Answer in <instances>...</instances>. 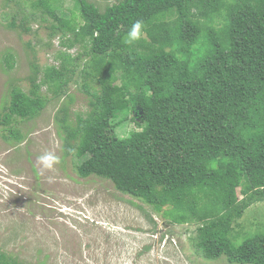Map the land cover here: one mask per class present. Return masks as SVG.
Segmentation results:
<instances>
[{
  "label": "trees",
  "instance_id": "obj_1",
  "mask_svg": "<svg viewBox=\"0 0 264 264\" xmlns=\"http://www.w3.org/2000/svg\"><path fill=\"white\" fill-rule=\"evenodd\" d=\"M70 1L63 18L64 0H26L34 12L10 25L31 32L27 21L42 10V21H58L49 35L67 51L45 68L34 57L27 90L11 83L1 139L20 145L23 123L67 98L55 118L79 177L112 182L170 224L197 225L205 260L264 264V234L243 240L241 224L264 203V0H116L104 10ZM136 20L145 38L123 45ZM14 56L4 55L6 69L15 68ZM72 84L89 102L74 121ZM0 264L26 263L0 249Z\"/></svg>",
  "mask_w": 264,
  "mask_h": 264
},
{
  "label": "rangeland",
  "instance_id": "obj_2",
  "mask_svg": "<svg viewBox=\"0 0 264 264\" xmlns=\"http://www.w3.org/2000/svg\"><path fill=\"white\" fill-rule=\"evenodd\" d=\"M90 1L104 10L116 0ZM25 3L0 0V111L11 83L29 88L25 79L34 57L45 68L57 65L56 54L67 51L60 37L49 35L58 21L47 14L42 21V10L35 12L36 20L27 21L31 32L10 27L14 20L21 25L23 17L34 12ZM72 8L73 3L64 0L59 15L70 17ZM78 51L76 47L69 52L76 55ZM8 52L15 54L12 70L3 64ZM55 84L58 87L59 81ZM76 89L70 86L75 95L73 121L75 113L89 110L88 97ZM43 92L47 93L46 88ZM65 101L67 98L52 99L40 118L23 123L26 139L20 145H10L0 137L3 252L26 264H229L226 257L209 261L197 253V225L170 224L150 207L135 201L143 211L130 203L134 200L116 191L112 182L96 176L79 177L73 157L64 154L55 118ZM87 148L97 153L93 141ZM47 151L59 157L52 170L42 169L37 162V157ZM241 221L248 233L243 240L264 234V203L246 210Z\"/></svg>",
  "mask_w": 264,
  "mask_h": 264
},
{
  "label": "clouds",
  "instance_id": "obj_3",
  "mask_svg": "<svg viewBox=\"0 0 264 264\" xmlns=\"http://www.w3.org/2000/svg\"><path fill=\"white\" fill-rule=\"evenodd\" d=\"M145 38L144 24L140 20L134 21L126 34L122 37V44L128 47L135 45L137 42ZM37 162L44 170H52L59 163V157L53 152L47 151L37 157Z\"/></svg>",
  "mask_w": 264,
  "mask_h": 264
}]
</instances>
